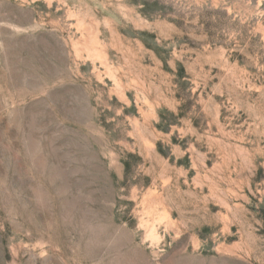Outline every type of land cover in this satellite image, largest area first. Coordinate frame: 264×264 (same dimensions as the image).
<instances>
[{
    "label": "rangeland",
    "instance_id": "rangeland-1",
    "mask_svg": "<svg viewBox=\"0 0 264 264\" xmlns=\"http://www.w3.org/2000/svg\"><path fill=\"white\" fill-rule=\"evenodd\" d=\"M0 264H264V0H0Z\"/></svg>",
    "mask_w": 264,
    "mask_h": 264
}]
</instances>
